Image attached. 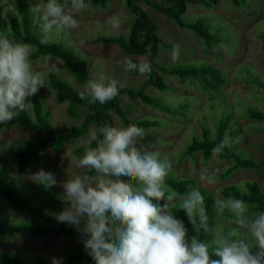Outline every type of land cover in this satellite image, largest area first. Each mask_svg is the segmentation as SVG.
<instances>
[{
    "label": "rangeland",
    "instance_id": "obj_1",
    "mask_svg": "<svg viewBox=\"0 0 264 264\" xmlns=\"http://www.w3.org/2000/svg\"><path fill=\"white\" fill-rule=\"evenodd\" d=\"M17 1L0 0V23L5 28L9 24L4 13L5 8H14ZM26 1L30 3V0ZM31 2L35 3L37 0ZM139 5L158 25V35L163 45L160 46L156 62L161 67L179 64L201 67L202 63H207L221 69L225 80L220 90L207 91L196 80H181L162 74L170 87L169 90L159 92L152 86L146 87L147 94L161 98L171 108L188 105L182 116L152 108L141 100H133L127 95L121 96V107L129 111L132 120L149 118L160 122L158 128L149 130V137L142 143L155 144L157 149L170 156L173 161V174L170 177L177 180L194 179L195 187L211 191L216 200L223 198L220 191L229 185L243 188L248 182H258L264 189V169L261 171L239 169L225 177L226 170L233 162L223 160L222 153L217 154L215 158L212 156L209 161H205L201 152L193 156H184L187 147L195 138L202 139L203 127L209 130L212 138H215L220 120L225 115H231L230 130L234 133L232 145L236 152L242 157L252 156L258 162L264 160L262 129L264 124L247 117L249 106L264 109V44L261 39L264 33V0H243L240 5H236L233 0H217L213 3V8H207L202 4L189 6L183 15L184 20L206 21L220 40L219 43L212 45H208L191 31L178 28L167 16L146 4ZM113 15L119 16L122 21L118 30L111 29L105 23L106 18ZM76 18L80 22V28L67 36L59 37L58 42L74 50L88 63L91 77L99 71H106L121 81L122 88L140 89L147 78L130 76L121 61L131 59L145 64L147 58L132 57L125 54L117 45L97 42L99 37L109 35L128 38L134 16L129 12L124 0H115L106 8L91 6L78 13ZM34 62L37 70L44 71L47 78L49 73L54 72L76 89L85 91L84 86L77 84L59 59L43 57ZM39 95L45 111L50 114L52 122L60 130L69 131L73 126L83 122V119H72L68 115L69 103H59L47 86L40 89ZM111 115L115 127L127 129L114 112ZM41 138L36 131L20 127L3 131L0 133V165L5 164L10 168V180L16 191L25 196L32 205L42 208L48 215L58 213L68 206L60 203L64 201L60 198L63 189L59 183L51 188H45L34 182L31 179L32 175L44 169L55 173L58 182H62L76 174H84V169H79L71 163V157L75 149L85 146L90 134L66 145L60 153L50 150L47 154H42L39 161L21 172L17 167L16 152L25 147V141H37ZM204 170L214 171L217 183L212 185L201 183L199 176ZM0 223L44 224V221L33 214L12 208L0 196ZM231 227L233 225L230 219L218 212L215 228L217 234ZM81 244L82 234L79 231L71 238L49 237L44 240L39 237L0 235V254L21 253L25 264H40V260L52 262L54 257L61 258L63 264H68V253ZM253 250L256 251L255 248ZM82 264H93L89 255Z\"/></svg>",
    "mask_w": 264,
    "mask_h": 264
},
{
    "label": "clouds",
    "instance_id": "obj_2",
    "mask_svg": "<svg viewBox=\"0 0 264 264\" xmlns=\"http://www.w3.org/2000/svg\"><path fill=\"white\" fill-rule=\"evenodd\" d=\"M90 7L91 0H30L40 43H57L59 37L78 30L77 14ZM105 23L118 30L122 21L113 15ZM33 51L32 44L10 38L8 30L0 31V124L29 111L33 105L29 98L41 88L51 89L47 74L35 67ZM121 63L128 73L152 75L149 63L138 66L131 59ZM122 87L118 78L99 71L85 82L81 98L103 105L118 97ZM146 135L142 128L104 124L91 131L84 153L71 157L84 174L58 182L55 173L41 169L31 177L45 188L59 183L60 198L68 206L51 215L81 232L93 264H264V210H254L256 206L236 196L217 199L214 207L228 213L233 225L217 234L201 188L178 193L168 182L172 159L155 144L144 145ZM231 144L232 138L225 134L212 149L213 158ZM199 179L217 183L212 170L201 172ZM179 210L198 235L189 239L184 220L176 215ZM201 232L212 240L200 239ZM52 264L63 261L54 257Z\"/></svg>",
    "mask_w": 264,
    "mask_h": 264
},
{
    "label": "trees",
    "instance_id": "obj_3",
    "mask_svg": "<svg viewBox=\"0 0 264 264\" xmlns=\"http://www.w3.org/2000/svg\"><path fill=\"white\" fill-rule=\"evenodd\" d=\"M113 1L115 0H91V6L106 8ZM216 1L217 0H124L129 12L134 16L129 29L128 38L109 35L99 37L97 42L117 45L125 54L132 57H146L147 63L152 65V75L147 78L140 89L122 88L118 97L102 105L99 103L91 104L87 100L82 99L81 93L85 91L76 89L58 74L54 72L49 73L48 80L51 83L50 90L55 94L58 102L69 103L68 115L74 120L83 119V122L78 126H73L69 131H62L55 126L51 120L50 114L45 111L39 92L35 96L30 97L31 103L33 104L31 110L20 113L18 117L7 124H0V133L13 127H20L25 130L36 131L42 136V138L37 141H25V147L16 152L18 169L21 172L26 171L33 163L40 160L42 154H47L50 150L55 153L62 152L66 145L90 134L92 129H96L104 124L115 127L111 115L112 112L120 118L127 128L138 127L145 129L147 133L145 139L148 138L149 130L158 128L160 122L149 118L137 121L132 120L129 117V111L121 107L120 98L123 95H127L133 100L139 99L144 104L171 115H184L183 112L188 109V105L183 104L174 109L164 103L161 98L153 97L146 93L145 89L147 86H152L159 92H165L170 89L162 74L178 77L181 80H196L200 82L202 88L207 91L220 90L225 83L222 77L223 71L211 64L202 63L203 65L201 67L191 64L161 67L156 62L160 46L163 45L158 35V25L139 5L141 3L146 4L151 9L167 16L178 28L189 30L204 40L208 45H212L213 43H219L220 40L216 33L210 29L208 23L204 20L186 22L183 15L191 5L202 4L207 8H213V3ZM233 2L236 5H240L243 0H233ZM29 8L30 3L26 0H18L14 8L6 7L4 13L9 24L8 27L5 28L0 23V31L8 30L10 38L32 44L34 46L33 60H38L43 57L59 59L65 64L67 70L71 73L77 84L84 86L85 82L89 78H92L89 74L88 63L64 43L57 42L50 45L41 44V34L38 27L34 24L33 16ZM261 39L264 44V33L261 35ZM132 61L138 66L142 65L137 60ZM127 74L130 76H138L128 72ZM247 117L250 120L262 122L264 124V109L261 110L249 106ZM231 123V115L223 116L216 128L215 138H212L209 130L203 127L202 139L199 140L195 138L192 144L187 147L184 156H193L201 152L205 161H209L213 156L212 149L224 138L225 134L233 139L234 133L230 130ZM262 129L264 132V126ZM84 151V146L79 147L73 151L72 155H82ZM222 159L233 162V165L226 170L225 177L232 175L239 169H250L255 171L264 169V160L258 162L252 156L242 157L236 152L232 144L222 152ZM10 172L11 170L7 165H0V196L3 197L12 208L33 214L42 219L44 224L0 223L1 236H30L39 237L44 240L49 237L55 239L71 238L76 234L78 230L74 226L58 222L53 215L45 214L42 208L32 205L25 196L17 192L10 180ZM168 182L180 194L186 193L190 190V187L194 186L196 183L194 179L177 180L172 177H169ZM241 189H245V191H241ZM201 191L205 195L210 225L215 229L218 217V211L214 207L216 197L209 190L201 188ZM220 195L223 198L229 196L242 198L249 204L256 206L254 210H264V189L258 182H248L243 188L236 185L226 186L220 191ZM60 203L67 205L65 201ZM176 215L179 219L184 220L188 229L189 239L192 236L198 235L192 224L188 221L183 210H179ZM221 215L230 219V215L226 212L221 213ZM224 231H226V229ZM199 237L207 242L212 240L210 234H205L203 232L199 233ZM87 257L88 254L82 243L68 253L67 263L82 264ZM0 264H25V262L21 253L11 255L7 252H1ZM40 264H52V262L40 260Z\"/></svg>",
    "mask_w": 264,
    "mask_h": 264
}]
</instances>
